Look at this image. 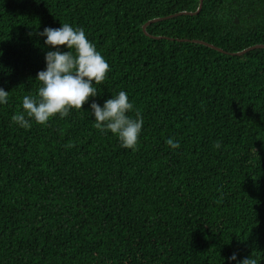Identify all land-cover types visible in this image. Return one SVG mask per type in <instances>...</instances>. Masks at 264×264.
<instances>
[{
    "label": "trees",
    "instance_id": "1",
    "mask_svg": "<svg viewBox=\"0 0 264 264\" xmlns=\"http://www.w3.org/2000/svg\"><path fill=\"white\" fill-rule=\"evenodd\" d=\"M197 6L0 0V264H228L233 252L264 264V50L235 55L264 45V0L172 17ZM63 23L110 71L82 110L20 128L50 50L36 33ZM121 90L144 120L134 149L83 111Z\"/></svg>",
    "mask_w": 264,
    "mask_h": 264
},
{
    "label": "clouds",
    "instance_id": "2",
    "mask_svg": "<svg viewBox=\"0 0 264 264\" xmlns=\"http://www.w3.org/2000/svg\"><path fill=\"white\" fill-rule=\"evenodd\" d=\"M36 34L44 38L43 45L50 50L45 52V68L35 77L39 82L36 96L25 95L22 111L12 117L13 122L23 129L30 128L33 122L44 125L56 115L64 118L71 109L82 110L90 97L98 95L95 85L100 84L110 71L109 64L86 37L83 28L63 23L59 28L45 27ZM8 101L9 91L0 87V105H6ZM83 111L92 118L96 129L114 135L120 147L134 149L137 146L144 120L125 91L111 95L102 105L92 101L89 109ZM133 111L134 118L129 115ZM165 143L173 151L180 147L179 141L173 137L167 138ZM215 147L219 148L220 144ZM238 255L233 252L227 257L228 264L261 262L254 253L243 259H238Z\"/></svg>",
    "mask_w": 264,
    "mask_h": 264
},
{
    "label": "water",
    "instance_id": "3",
    "mask_svg": "<svg viewBox=\"0 0 264 264\" xmlns=\"http://www.w3.org/2000/svg\"><path fill=\"white\" fill-rule=\"evenodd\" d=\"M201 4H202V0H198V6H197V9H196V11H195L194 13L180 12V13H178V14L173 15L172 17H175V16H181V15H196V14H198V12H199L200 9H201ZM172 17L169 16L168 19H169V18H172ZM166 19H167V18H166ZM161 20H162V19H154V20H151V21L147 22L146 24H144V25L142 26V31L144 32V34L147 36V34L145 33V28H146L148 25H150V24H152V23H155V22H158V21H161ZM195 43L200 44V45H203V46L208 47V48H211V49H216V50L219 51V52H223L221 49L215 48L214 46L209 45V44L204 43V42H201V41H195ZM255 49H263V50H264V45L260 44V45H255V46L249 47V48H247V49H245V50H243V51H241V52H237L235 55H236V56H242V55H244L245 53H247V52H249V51H252V50H255Z\"/></svg>",
    "mask_w": 264,
    "mask_h": 264
}]
</instances>
